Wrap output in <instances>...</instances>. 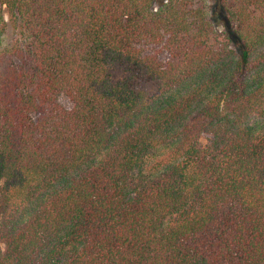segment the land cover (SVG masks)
<instances>
[{"label": "trees", "instance_id": "obj_1", "mask_svg": "<svg viewBox=\"0 0 264 264\" xmlns=\"http://www.w3.org/2000/svg\"><path fill=\"white\" fill-rule=\"evenodd\" d=\"M0 24V264H264V0Z\"/></svg>", "mask_w": 264, "mask_h": 264}, {"label": "rangeland", "instance_id": "obj_2", "mask_svg": "<svg viewBox=\"0 0 264 264\" xmlns=\"http://www.w3.org/2000/svg\"><path fill=\"white\" fill-rule=\"evenodd\" d=\"M4 19L6 20L7 23H9L7 14H4ZM1 29H2V25L0 24V41L3 46H8L11 44L12 40L15 39L16 32L12 28H10L9 25L7 31H1Z\"/></svg>", "mask_w": 264, "mask_h": 264}]
</instances>
